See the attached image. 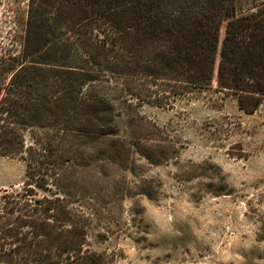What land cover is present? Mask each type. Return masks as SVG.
I'll return each mask as SVG.
<instances>
[{
  "label": "trees",
  "instance_id": "1",
  "mask_svg": "<svg viewBox=\"0 0 264 264\" xmlns=\"http://www.w3.org/2000/svg\"><path fill=\"white\" fill-rule=\"evenodd\" d=\"M236 1L29 0L20 40L0 52V155L21 157L28 177L2 196L0 262L108 264L85 248L90 218L69 174L110 141L152 164L171 158L145 105L199 99L217 62V91L248 113L262 105L264 1L243 15ZM37 189L51 193L38 200Z\"/></svg>",
  "mask_w": 264,
  "mask_h": 264
},
{
  "label": "rangeland",
  "instance_id": "2",
  "mask_svg": "<svg viewBox=\"0 0 264 264\" xmlns=\"http://www.w3.org/2000/svg\"><path fill=\"white\" fill-rule=\"evenodd\" d=\"M262 1L237 0L236 13ZM28 2L0 0V52L20 40ZM225 34L223 22L221 41ZM217 72L218 62L213 87L199 99L141 109L172 150L162 164L110 141L101 156L84 149L72 168L74 204L90 218L85 248L108 264H264V101L254 113L241 109L235 95L216 90ZM125 125L120 119L123 135ZM27 180L21 157L0 155V212L2 196L24 192ZM36 192L38 200L51 193Z\"/></svg>",
  "mask_w": 264,
  "mask_h": 264
}]
</instances>
